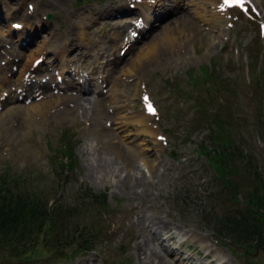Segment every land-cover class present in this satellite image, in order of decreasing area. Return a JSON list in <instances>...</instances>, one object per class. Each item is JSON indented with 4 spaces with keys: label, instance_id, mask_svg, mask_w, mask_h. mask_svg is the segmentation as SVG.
I'll return each mask as SVG.
<instances>
[{
    "label": "rangeland",
    "instance_id": "1",
    "mask_svg": "<svg viewBox=\"0 0 264 264\" xmlns=\"http://www.w3.org/2000/svg\"><path fill=\"white\" fill-rule=\"evenodd\" d=\"M120 1L0 0V41L6 45L1 50H9L12 44L19 55L15 62H10L16 64L14 66L7 65L6 58L0 59L4 68L1 75H8L12 82L18 79L26 62L35 63L36 59H43V46L54 47L55 41H66L62 38L71 21L81 26L84 24L86 30L91 29L93 34L94 46L90 54L99 59L96 65L101 63L99 73L92 79L94 86L86 85L87 78L83 73L80 74L82 83L75 79L73 82L71 76L74 73L68 75L73 70H83L89 62H95V58L78 56L79 51L76 52L74 47L69 55H59L52 68L53 79H49L48 72L43 69L38 75L45 77L43 83L48 81L44 84L50 85L56 84L59 77L67 79L78 89H82L85 82L89 89L85 97L101 99L108 114V120H103L95 116L91 109L87 119L65 121L59 112L58 119L48 121L36 111L39 108L42 110L41 104L48 100L31 91L26 93V89L24 93L19 89L13 97L14 101L0 107V184L10 186L16 192L42 198L52 206H62L68 210L69 217L60 221L65 228L61 236L58 234L62 246L56 252L47 249L38 238L36 245L29 246L30 250L32 246L34 248L20 260L13 259L18 254L8 250V247L0 248V264H78L84 259H89L90 264H138V257L131 250V246L141 240L132 223L137 220L135 210L139 211L138 215L160 217L171 224V232L176 233L177 240L164 241L168 236L163 231L162 241L170 248L172 245L178 258L186 253L188 245H194L203 256L201 261L208 253L204 249L208 248L215 256L212 257L216 260L215 264H222L224 260L229 264H264L261 251L247 254L233 245H230V250L225 246L226 241L214 233L208 214L222 215L233 207L226 202V197H221L223 189L216 180L215 169L206 158L201 157L205 154L204 148L218 151L222 144L239 143L245 156L242 165L246 164V160H252L255 170L264 177V129L255 119L256 113L264 110V75L260 77L261 91L255 94L250 86L248 68L249 53L251 50L254 53L259 51V62L255 64L259 72L264 71V0H245L241 9L225 8L220 0H164L163 3L126 0V12L115 11L107 18H95L89 13V9L103 8L113 2L121 5ZM55 3L61 4L56 6ZM23 8L32 15L38 9L43 15L42 23L36 22L34 26L26 25L24 28L18 20ZM176 9L179 13L170 20L155 21L157 16L169 11L173 13ZM143 12L151 15L149 30L145 29L144 35H141L140 28L136 29L139 38H134V45L123 54L127 50L123 48L128 47L126 39L134 37V29L119 38L116 28L123 27L126 21L139 24L141 20L138 19H143L141 24L146 25ZM15 25L23 28L16 29ZM152 26L155 29H151ZM52 27L59 36L51 41L55 33ZM31 34H35L32 41L29 38ZM49 40L51 43L48 44ZM22 44L27 48L22 49ZM150 47L152 50L148 59L135 67L137 55ZM161 52L169 58L159 59ZM109 55H113L116 62L111 56V59L107 58ZM51 60H55L53 55L47 56L42 67L50 66L48 62ZM106 60L111 67L102 64ZM62 67L71 70L63 73ZM207 68L213 71L215 81L209 87L212 96L204 98L209 112L202 114L197 100L206 95V85L197 88L193 82L202 78ZM28 77L30 73L25 74V80ZM105 77L109 81L102 86V95L96 85L101 84ZM67 82L61 86L64 88ZM230 84L232 86L228 89ZM217 86L220 88L214 90ZM49 94L63 96L64 91H49ZM18 95L19 99L16 98ZM144 95H149L157 106L156 115L146 116ZM212 105L218 106L223 117L226 109L231 111L232 131L218 127L217 123L211 124ZM134 116L146 119L145 126L142 124L138 129L132 127L133 123L127 127L119 126L121 119L126 117L129 120ZM103 127L115 133L116 147L119 144L127 151H139L140 160H134L128 171L122 170V165H119L120 160L111 149L114 144L106 143L105 138L93 134ZM143 127L149 132H145ZM63 137L75 147L78 161L76 171L68 177L58 169L59 160L55 161L53 156V151L61 147ZM150 154L158 157L153 163ZM161 160H165L166 165L160 166ZM144 161L147 166L154 164L159 169L148 170ZM251 170L247 173L251 174ZM127 174L144 175L148 183L153 175L157 184L143 190L137 187L135 190L139 195H134L132 182L125 184L123 181ZM79 231L84 238L93 233L88 238L92 239L90 245L94 246L91 252L85 254L77 247L79 239L75 241V238L79 236ZM182 240L188 241V244L180 248ZM74 241L77 243L67 247ZM166 258L170 264L177 261L175 255Z\"/></svg>",
    "mask_w": 264,
    "mask_h": 264
},
{
    "label": "bare ground",
    "instance_id": "2",
    "mask_svg": "<svg viewBox=\"0 0 264 264\" xmlns=\"http://www.w3.org/2000/svg\"><path fill=\"white\" fill-rule=\"evenodd\" d=\"M147 1V0H146ZM221 1V0H220ZM126 2V0H121L119 3L121 5L118 4V2H113L111 5L105 6V7H101V8H92L89 9V13L92 16H95V18H107L110 17L113 12L115 11H120V12H126V5L124 4ZM159 3H163L164 0H158ZM58 4L61 3H55L56 6H58ZM145 4L147 5L148 2H145ZM221 4V2H220ZM162 5V4H161ZM160 5V7H161ZM165 5V4H164ZM47 4H45V9H47ZM159 7V8H160ZM158 8V10H159ZM154 13V12H152ZM171 11L162 14L160 16V19H163L162 21H168L171 19V17L175 16L176 14L179 13L178 9H176V11L173 13H171ZM143 14L145 15V17L147 18V22L148 20L150 21V16H147L146 13L143 12ZM167 14V15H166ZM131 15V14H129ZM69 16L72 17L73 14L70 12ZM168 16V17H167ZM19 22H21L24 25V28L26 25H32L34 26L36 22L38 23H42L43 21V15L38 11L35 12V14H31L29 12H27L26 10H24L23 8V12H22V16L18 17ZM175 20H180V19H175ZM161 21V22H162ZM5 22V21H4ZM146 25H143L144 28L143 30L147 29L149 30V25L147 23H145ZM148 25V26H147ZM51 26V25H50ZM84 24L81 26L80 24H73V22L71 21L70 26H68V28H66L64 30V34H63V38L62 40H66L64 43L55 41L56 46L54 47H49V46H43L42 50H41V58H43V61L41 64H39L37 67L34 63H30V62H26L24 64V66L22 67V74L21 76L14 80L12 82V80L8 79V75L2 76L1 72L2 70H4V68L2 67L1 63L2 60H4V58H6L8 60V62H6L7 65L12 64L10 63L11 60L12 61H16L17 58L19 57V55L17 54V52L14 50V48H12V44H10V48L9 50H5L4 52H2L1 47H6V45L4 46V42L0 41V59H2L0 61V102L2 101L3 106L10 103L13 100V97L18 94L17 89H22V92L25 91L24 88L26 87L28 91H30V89H34L36 88V91L39 93L37 96H42V98L47 99L48 101H45L43 104H41L42 109H36L35 107L33 108L35 111L41 113L42 117H44L45 119L49 120H53V119H58V116L60 115L59 112L62 113V120L65 121H71L72 118L74 119H80V118H85L87 119V116L89 111L91 109L94 110V115L97 116L98 118L101 117L103 120H108L107 119V110L104 109V102L101 99H95V100H90L88 98H86V94L89 92V89L85 86V82L82 84V92H76L74 93V88L71 84L68 83V85H65L64 87V95L61 96H53L49 94V91H55L52 86L50 84H44L42 82V79L45 77H42L40 74L42 71L41 69L46 70L48 72V78L49 79H53L52 77L55 76L54 74V70L52 69L54 67V63H57L58 61V57L60 54H68L69 55V51L72 47H74L75 51H79V53L77 54L82 55L84 59H92L95 58V62H89L87 64V67L84 66L83 70H78L75 71L76 73H83V76H86V82H87V86H91L92 85V79L93 76H96L97 72L100 70L101 68V63L99 65H96L97 63H99V59H97V56L95 55H91L90 52L93 49V44L94 42L92 41L93 39V34H92V30L88 28V30H86ZM134 24H132V21H126L125 25L123 27H118L116 28L118 30V37L120 38L121 35H125V32L130 30L131 28H134ZM53 31H55L54 34H52L50 40L52 41V39L57 38L59 35L56 32L55 27H52ZM76 28L79 30L77 31ZM29 30V28H27ZM155 29V27H154ZM134 32H137L136 29L133 30ZM142 35L143 31L141 32ZM22 35V34H21ZM20 35V37H21ZM35 34H31V36H29L30 40L32 41L34 38ZM122 36V37H123ZM22 39H19V41ZM49 40L48 44L51 43V41ZM125 40V38H124ZM128 47H126V53L131 49V47L134 45V39L128 40L126 39ZM40 42L43 43L42 40H40ZM86 42V43H85ZM85 44V45H84ZM154 45V44H152ZM20 47L22 49H26V45L23 46L20 45ZM155 47V46H153ZM5 48V49H8ZM125 49V48H123ZM152 48L150 47V49H148L146 52H140L137 57L134 60V65L135 67L140 66L141 64H144V62L148 59V57L150 56V52H151ZM15 53L17 55H15ZM120 53L122 54V51H120ZM125 53V54H126ZM53 55V57L55 58V60H51L48 63L50 64V66H46V68H43L42 66L45 64V58H47V56ZM104 55V53L102 54ZM45 56V57H44ZM113 58L112 60H115V57H113V55H109L107 56V58L111 59V57ZM103 57V56H102ZM169 58L166 53L161 52L159 55V59H163V58ZM39 58V57H38ZM117 59H119V57H117ZM37 60V59H36ZM30 61V59L28 60ZM135 61L137 62V64H135ZM102 64H106V66H110L109 64V60H106V62H102ZM13 66L16 64H12ZM71 66V64H70ZM115 66V65H114ZM9 67V66H8ZM111 67V66H110ZM69 70V68H64L62 67V72L67 73ZM71 70V69H70ZM69 70V71H70ZM26 73H30L31 75L33 74L34 77L36 79V81H33L34 79L31 77L29 81L25 80V74ZM99 73V72H98ZM14 73H12L10 76H12ZM69 74V73H68ZM75 74V73H74ZM50 76V77H49ZM75 80H80V78H78V75H73ZM78 78V79H77ZM106 80V83H105ZM109 80L106 78L104 79V83L107 84ZM55 83V82H54ZM58 86V84H57ZM17 87V88H15ZM19 87V88H18ZM60 86H58L59 88ZM12 88H14L15 90H12ZM57 88V87H56ZM63 88V86L60 87V89ZM10 90V91H9ZM12 90V91H11ZM88 90V91H87ZM9 93V95H8ZM6 94L8 95V97L6 96ZM103 95V93H102ZM19 96H16V98ZM63 106V107H62ZM62 107V108H61ZM81 115H80V111ZM150 114H148L146 112V116L149 117ZM90 118H92L90 116ZM89 118V119H90ZM93 119V118H92ZM125 120L121 119V121L119 122V126L121 127V125H125L127 127L130 126L132 123L134 124L132 127L134 129H138V127L140 125H144L146 124L147 120L146 119H138L137 116L131 117L129 118V120L126 119V117H124ZM92 121H97V120H92ZM98 125V124H96ZM92 127V126H91ZM96 127V126H94ZM95 129V128H94ZM143 130L145 132H149L147 130V128L143 127ZM92 133V132H91ZM142 133V132H139ZM93 134H95L96 136H98L99 138H105L107 140L106 143H112L114 144L111 149L114 150V152L116 153L118 159L120 160L119 165H122L123 169L122 170H127L128 168L130 169L133 165L134 160L135 161H139L140 160V153L138 150L136 149H129L128 151L125 150L121 145L118 144V146L116 147L115 143V136H114V132H112V129H108L103 127L102 129H98L96 132H93ZM97 138V137H96ZM113 141H115L113 143ZM152 157V163L155 162L158 157L156 156H152L150 154V158ZM145 162V161H144ZM163 164L166 165V161L165 160H161V162L159 163L160 166H163ZM145 165L147 166V163L145 162ZM165 168V166H164ZM147 169L150 171H157L159 169V167H154V164H152L151 166H147ZM123 174V172H121ZM153 174V173H152ZM159 175V174H158ZM152 181H150L149 183L147 182V179H145L144 175H137L135 174L134 176H132L131 174H127L126 178L123 180L125 184H127L128 181L132 182V189L134 191V195H139L138 191L135 190V188L137 187H141L142 190L148 188L149 186H154L157 183L155 182V178L153 177V175L151 176ZM154 178V179H153ZM134 214H136V218L137 220H135L133 223V227L138 231L139 234V238L141 239L138 243H136L135 246L131 247V250H133L132 252L135 254V256L138 257V264H169L168 259L162 254L165 253L167 255H172L175 254V251L173 249H170V247L168 245H164L163 244V238H162V234L163 231H166L167 235L169 236V238L171 240L176 239V237L174 236V234L171 232V224H169V222H167L166 220L160 218V217H152L146 214L138 215L140 214L138 210L134 211ZM158 248H161V250L158 251ZM197 249V248H195ZM204 249V248H203ZM207 251V256L204 257V259L202 261L197 262V260L192 256V255H181V259L179 260L180 262L184 263V264H215L216 260L213 259L212 257H215L212 253L211 250H209L208 248L204 249V251ZM203 257V256H202ZM94 261V260H93ZM226 260H224V262L222 264H229V262H225ZM91 261L88 259H84L83 261H80L78 264H90Z\"/></svg>",
    "mask_w": 264,
    "mask_h": 264
},
{
    "label": "trees",
    "instance_id": "3",
    "mask_svg": "<svg viewBox=\"0 0 264 264\" xmlns=\"http://www.w3.org/2000/svg\"><path fill=\"white\" fill-rule=\"evenodd\" d=\"M69 151L73 152V149L69 148ZM69 157L70 163L63 165V168L69 167L73 171L74 157ZM212 158L216 161L219 181L228 189L227 202L235 208L233 213L215 217L218 233L227 237L232 245L264 250V177L259 173L244 177L238 171L236 174L230 172L236 171L233 166L230 167L231 154H223L219 159L217 156ZM235 168L238 166L235 165ZM241 193L245 198L243 207L239 204ZM56 212H59L55 215L57 219L64 218L67 213L59 209ZM51 214L50 209L41 206L40 202H31L23 192H15L10 186L0 184V248L18 251L19 247L31 244L39 235L40 222L50 219Z\"/></svg>",
    "mask_w": 264,
    "mask_h": 264
},
{
    "label": "snow or ice",
    "instance_id": "4",
    "mask_svg": "<svg viewBox=\"0 0 264 264\" xmlns=\"http://www.w3.org/2000/svg\"><path fill=\"white\" fill-rule=\"evenodd\" d=\"M225 3L229 5L236 4L240 7L244 6V0H225ZM148 111L153 115L156 114L155 108L150 103L148 104Z\"/></svg>",
    "mask_w": 264,
    "mask_h": 264
}]
</instances>
